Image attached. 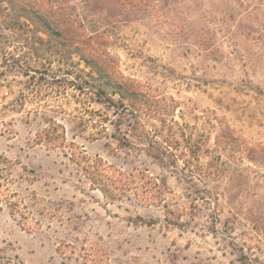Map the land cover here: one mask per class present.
<instances>
[{
  "label": "rangeland",
  "instance_id": "374dc122",
  "mask_svg": "<svg viewBox=\"0 0 264 264\" xmlns=\"http://www.w3.org/2000/svg\"><path fill=\"white\" fill-rule=\"evenodd\" d=\"M41 1L73 43L0 1V264H264V0Z\"/></svg>",
  "mask_w": 264,
  "mask_h": 264
},
{
  "label": "trees",
  "instance_id": "16d2710c",
  "mask_svg": "<svg viewBox=\"0 0 264 264\" xmlns=\"http://www.w3.org/2000/svg\"><path fill=\"white\" fill-rule=\"evenodd\" d=\"M10 4H12V6L15 4L13 7L14 11L12 13L10 11L2 14L3 27L5 29L18 30L19 28L24 27L26 23L30 22L36 29L43 30L48 36H55L61 42L73 43V35L68 33V28L73 27V24L67 17L61 15L65 10L63 3L58 1L57 3L48 5L41 0H17V3L12 2ZM1 8L2 7L0 6V10ZM1 12H3V10ZM66 22L68 24H65ZM86 52L83 51L82 59L89 62L90 56H93V51ZM84 171L90 176L89 178L92 182L101 184L100 189L104 194L113 197L120 196L117 190L118 188L113 186L116 181H107V177H104V174L102 173L104 171H100L97 166L94 167L91 165L90 169L86 168ZM120 174L123 175V173ZM135 177V175H129V178H131L132 181L133 179H136ZM137 178L141 182L140 186L137 185L139 188L148 186V188H146L148 193L139 197L140 200L142 199L147 203L160 200L158 197L159 195L157 194L159 185L154 178L144 173ZM167 213L168 219H166V221L172 223L180 222L179 214L174 210L168 208Z\"/></svg>",
  "mask_w": 264,
  "mask_h": 264
}]
</instances>
